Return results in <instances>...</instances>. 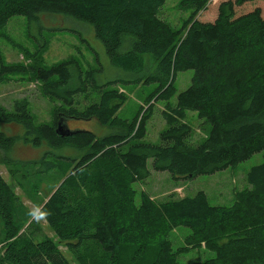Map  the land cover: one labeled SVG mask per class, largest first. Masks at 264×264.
<instances>
[{
    "label": "trees",
    "instance_id": "trees-1",
    "mask_svg": "<svg viewBox=\"0 0 264 264\" xmlns=\"http://www.w3.org/2000/svg\"><path fill=\"white\" fill-rule=\"evenodd\" d=\"M166 1L0 0V32L14 16H25L29 27L42 13L72 17L93 26L109 62L97 57L96 66L85 68L70 57L44 66L48 38L27 51L33 63L0 59V84L32 70L42 94L59 102L53 119L42 123L34 122L26 98L16 99L12 110L0 106L1 149L9 152L18 138L3 124L22 125L23 143L46 145L37 159L6 153L3 162L13 176L31 175L26 184L33 192L43 181L53 183L43 202L31 198L40 215L48 213L42 218L57 238L32 219L0 171V264H73L59 245L79 264L92 247L110 257L108 264H122L121 253L127 251L131 264H186L179 255L201 249L212 255L200 264H264V0H186L193 17L207 4L216 17L196 19L185 33L162 17ZM148 63L156 68L144 81L157 85L146 99L148 107L141 104L133 119L120 117L127 101L121 86L138 82ZM185 70L194 71L192 82L177 94L175 77ZM156 98L166 101L167 128L158 144L143 141ZM188 111L210 125L198 145L189 141ZM69 119L96 120L105 132L70 128V134H59V121ZM260 153L263 161L247 173L249 187L229 206L211 204L203 190L163 201L142 190L136 200L134 184L151 175L150 159L154 171L192 180ZM178 227L191 234L176 250L170 235Z\"/></svg>",
    "mask_w": 264,
    "mask_h": 264
},
{
    "label": "rangeland",
    "instance_id": "rangeland-1",
    "mask_svg": "<svg viewBox=\"0 0 264 264\" xmlns=\"http://www.w3.org/2000/svg\"><path fill=\"white\" fill-rule=\"evenodd\" d=\"M263 7V6H262ZM194 7H191L186 0H167L162 8V17L167 20L172 29L188 30L191 22L196 19L202 21H210L216 17V11L213 7L207 4L206 9L201 11L196 17H193ZM49 39L48 47L41 56L44 66H50L59 61L70 57H76L80 60L85 68L96 66V58L107 66H109L108 58L105 54L102 41L96 37L92 25L66 17L61 14H40L39 23L32 24L29 27L28 20L25 16H14L4 30L0 32V59L5 63H33V59L27 57L28 52H34L44 39ZM156 66L148 63L145 66L144 72L140 75V80L136 83L122 87L120 91L127 95V101L119 112V116L123 118L133 119L139 109L147 106V97L155 91L156 84H146L144 76L146 73L155 70ZM118 71L110 68V75L116 77ZM194 75L193 70H185L176 74L175 88L177 94L186 90L192 82ZM127 79L133 78L127 76ZM41 85L37 80L34 72L28 70L22 73L12 75L10 80L0 84V106L8 110H12L13 102L16 99L26 98L30 104V110L34 116V122H50L53 119L54 106L57 102L47 99L41 92ZM176 94V95H177ZM174 102L176 98L172 97ZM156 98L152 101L153 116L147 124V135L143 141L160 143V133L167 128V124L162 115V110L165 108V100ZM85 104L84 100H80ZM59 102L57 103V105ZM186 121L192 126L193 131L190 136V143L193 145L200 144L209 134L210 125L198 117L195 111L187 112ZM68 126L71 129L81 128L90 129L97 134H103L105 128L100 126L96 120H68ZM3 129L10 135L17 136V140L9 149V152L0 148V171L10 187L21 198L32 212V219L41 226L45 234L53 237L56 241L53 231L49 228L46 221L40 215V205L37 200L43 202L53 189V183L43 181L34 190H31L32 185L26 184V180L31 175L23 177L20 174L13 176L4 162L3 158L7 156L20 160H34L40 157L44 152L42 148L32 147L30 144L22 142L23 128L20 124H3ZM263 161L262 154H255L250 159L239 163L236 167H229L212 175H200L192 180H175L167 171H154L152 168V160L148 161V166L151 170V175L144 182H137L134 188L137 191L136 200H140V192L147 191L156 201H163L169 197L178 199L184 196H193L198 191L203 190L207 194L210 203L213 205H231L238 192L249 187L247 181V173L250 169L260 164ZM16 166V165H13ZM65 169V167H64ZM32 191V192H31ZM37 199L33 200L32 198ZM191 234V230L186 227H178L174 229L170 235L174 249H178L185 244V238ZM62 252L68 257L73 264H79L74 256L65 249L63 245H59ZM92 251L85 255V264H108L110 257H106L104 253L92 247ZM86 250H83V252ZM207 250L200 251L192 250L188 254L179 255V260L186 264H200L211 257ZM122 264H131L129 259V251L121 253ZM142 260H145L142 259ZM119 261V259H118ZM137 261V260H136Z\"/></svg>",
    "mask_w": 264,
    "mask_h": 264
},
{
    "label": "water",
    "instance_id": "water-1",
    "mask_svg": "<svg viewBox=\"0 0 264 264\" xmlns=\"http://www.w3.org/2000/svg\"><path fill=\"white\" fill-rule=\"evenodd\" d=\"M57 131L61 135H68V134H70L71 130L68 126V123H65V122L60 120L58 123Z\"/></svg>",
    "mask_w": 264,
    "mask_h": 264
},
{
    "label": "clouds",
    "instance_id": "clouds-1",
    "mask_svg": "<svg viewBox=\"0 0 264 264\" xmlns=\"http://www.w3.org/2000/svg\"><path fill=\"white\" fill-rule=\"evenodd\" d=\"M30 215H31V213H30ZM41 215H42V217H46L48 215V213H42Z\"/></svg>",
    "mask_w": 264,
    "mask_h": 264
}]
</instances>
